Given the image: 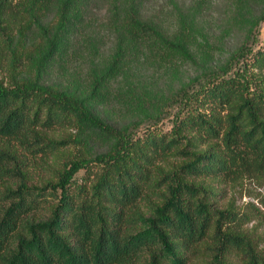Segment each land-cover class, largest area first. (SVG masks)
<instances>
[{"label":"trees","instance_id":"1","mask_svg":"<svg viewBox=\"0 0 264 264\" xmlns=\"http://www.w3.org/2000/svg\"><path fill=\"white\" fill-rule=\"evenodd\" d=\"M225 1L0 0V264H264V0Z\"/></svg>","mask_w":264,"mask_h":264},{"label":"rangeland","instance_id":"2","mask_svg":"<svg viewBox=\"0 0 264 264\" xmlns=\"http://www.w3.org/2000/svg\"><path fill=\"white\" fill-rule=\"evenodd\" d=\"M164 1V0H163ZM222 5L211 4L206 6V10L204 12L203 21L206 23L207 27L218 31L221 28L222 23L225 19L224 14V6L226 5V1L222 0ZM219 32V31H218ZM242 33H240L236 28L230 32L231 38V46L236 47L238 41L242 38ZM258 48H264V22L259 25L258 34H257V42L254 45V50ZM185 75H183V79L193 77L195 72L193 69L188 70ZM177 84V83H175ZM165 129L169 128L170 124L165 122ZM44 171L40 172V176ZM47 173H43V177H46ZM219 196L217 199H214L215 203L218 207L228 208L231 205H234L236 210L240 212H252L251 208L248 204H254L259 207L258 198L263 191V187L258 185V182L245 179L241 184L231 185L226 188H221ZM251 220L249 222H244V224L240 225V228L243 231H246L247 234H253V238L258 245L259 249L264 250V222L259 219L252 218L249 216Z\"/></svg>","mask_w":264,"mask_h":264}]
</instances>
